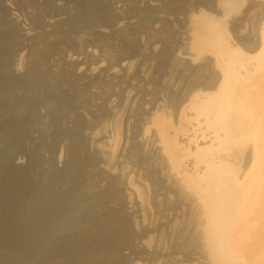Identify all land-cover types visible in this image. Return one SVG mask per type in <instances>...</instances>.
I'll return each instance as SVG.
<instances>
[{
	"label": "bare ground",
	"instance_id": "obj_1",
	"mask_svg": "<svg viewBox=\"0 0 264 264\" xmlns=\"http://www.w3.org/2000/svg\"><path fill=\"white\" fill-rule=\"evenodd\" d=\"M92 1L97 4V11L99 14L106 15L108 13L102 4L99 5V0ZM157 1L159 2L161 0H150V2H153L152 5L154 6L158 5L154 4L157 3ZM243 1L244 0H169V7L166 6V9H162L165 13L166 10L169 11L168 14L173 13L170 12L171 9L173 10L179 2L181 3L177 6L183 2L186 3V6H189L187 10L185 9V14H188L189 11L192 15L188 17L190 18L189 22L192 24V27L186 22V25L188 24V27L191 29V31L189 30L186 34H189L190 32L191 34L187 36L185 35L186 39L190 42L187 43V46L182 45L185 49L179 45L181 53L177 54L176 52H173V54H177L175 56H178L179 58L181 68L178 64L177 66L180 68L179 72L181 76H188L189 80H191V77H193L192 75L196 73L197 69L200 73H204L202 70L205 68H208V70L205 69L207 73L210 71L209 75H204V73V76L201 77L196 73L198 77L197 75L196 78L194 76L195 81L193 80L190 83H186L183 89L180 88L182 86V83L180 82L181 86H178L177 88V90L180 89V91H178L179 95L178 93L175 94L179 97L178 103L175 102L174 104L173 102V106L168 104L169 107L174 108V111L172 109L173 113L172 111L169 112L170 108L168 107V109L166 105L162 104V108L158 107L159 109H157L156 103L154 106L150 101V108L147 113L149 117L140 128V130H142V139L141 142H139L142 144L141 148L143 147L144 149L147 145L148 147L151 145L153 149L155 148L156 153L159 155L158 157H160V160L165 165V177L167 181L171 183L170 187L172 189L166 194L161 193L159 195V193L156 192L158 196L161 197L164 195V198L170 199L169 194L175 191L174 193L177 196V201L175 207H173V211L176 208L177 211L180 209L182 212V210L188 209L185 208L187 206L192 208V210H190L191 213L194 212V210H198V221L195 225V229L192 228L195 230L194 234L192 236H187L188 238L184 235L181 237V240H184L182 238H186L185 243L188 244L189 249L191 245V248L197 246L198 250H195L196 253H193L195 252L193 251V255L191 254L193 257H190V262H194L193 264H195V262H198V264L205 263V261L202 260L208 261V264H264V0H251V5L249 4L248 8L246 6L247 9L242 13L241 6L242 3H245ZM113 2L118 4L120 0H113ZM148 2L149 1H147V3ZM83 4L85 5V2ZM160 5H158V9H155L158 11H156L157 14L161 10L159 7ZM162 5H164L163 7L165 8V4ZM82 8H84V6ZM135 9H137L136 6ZM163 12H161V14ZM182 12L183 9L181 14ZM235 14L236 16L239 14L238 17H240V14L243 15L238 19L234 16ZM231 17L235 18L231 19L233 20L232 22L230 20ZM103 21H106V19H103ZM186 27L187 26H184V29L182 30H186ZM177 32L179 33L182 31L179 30ZM76 36L78 35L76 34ZM100 37L99 39H101ZM85 43L88 44L87 42ZM88 49L84 54H71L67 56L70 61H73L76 64V69H84L82 62L83 58H81V55L89 54L93 57L99 56L93 46ZM51 50L53 51L52 48ZM16 57L18 56H15V59ZM107 57L108 55L105 53L100 55L99 58H96V61L93 62V64L86 67L87 71L96 72L98 70H103V67L107 62ZM204 57L208 58L204 59ZM168 58L170 57L168 56ZM202 58L204 59L203 61L207 60L205 64L200 61ZM198 62L199 64H203V66H197L199 65L197 64ZM13 63L18 69H21L20 64H16L15 60ZM118 65L123 66L127 71L133 69V64L127 62L125 59H122L117 65H113V67ZM16 66L14 68L17 70ZM178 67L174 69H177ZM167 68L168 67H166V69ZM166 69L164 71H168V69ZM141 71L143 72L144 69H141ZM139 72L140 70H138L137 73L130 74L129 79H136L135 77L138 76ZM174 74L179 76L176 73ZM174 74L173 76H175ZM166 75L169 76L168 73ZM172 77L171 80L169 79L168 83L170 81L172 83ZM176 78L178 81L179 78L181 79L180 76L179 78L175 77V79ZM113 81L114 80H112V82ZM132 81L134 80H131L130 86L133 88L130 86L127 88L128 100L132 98L133 89L136 87ZM178 84L175 83L174 85ZM175 87L174 90L176 89ZM177 90H175V93ZM158 92L160 93L159 90ZM159 95L157 97H159ZM58 100L57 95L53 94L48 100L43 102L46 108H48V112L45 116H42L40 123L36 125L37 127L35 126V131L41 130L44 127V129H46L48 123H50V126L52 124L54 127V121L57 118L53 120L56 116H51L49 109L52 105L51 103L53 101L57 102ZM43 104L42 106L44 107ZM61 105L62 104H60V106ZM86 105L84 106L88 108ZM159 105L161 104L159 103ZM63 108L58 110V115H60L63 121H67L70 119L69 113H71V111L66 112L65 110L67 109L64 110ZM61 110L65 111V113L61 112ZM84 110L86 111V109ZM52 117L54 118L52 119ZM6 123L15 124L16 119L10 120L9 118ZM83 124L84 125L81 124V126L84 128L88 127L86 123ZM109 124L112 125L110 122ZM95 126L94 129L97 130ZM101 126H104L102 129L105 130L104 134H100L102 137L99 140H97L98 137L91 138L94 140L90 143L95 145L100 151V155H102L99 156V154H97L98 157H102V161L100 162L102 165H99L100 168L104 169V171H108V174L113 176L117 174V176L121 178L122 182L120 183V180L117 182L118 179L116 180V176L114 177V180L119 184V187L116 185L117 193L119 189L120 192L123 193L122 195L126 196L121 198V193V196H117L118 194H114L113 190H111L112 192L110 191V187L113 185L114 180H111L113 181L111 184L109 178H107V180L104 179L102 184L100 183V187L99 184H97V186L95 183L96 187L92 188L91 185L88 184V181H92L93 176L98 175H96L99 171L98 168L96 173L92 175L90 174V177H85L86 179H84L86 185L91 188L90 191L87 189L88 187L86 188L89 192L84 191V187L82 190L86 194L81 193L79 188L76 189L79 186L82 187L80 185L83 181L80 182V179H83L81 176L87 173V168L91 165H89L90 160H83V158H81L85 141L81 140L78 135L76 137L74 136L75 138H78V141H75L77 139L74 140L76 142L73 146L74 156L72 157L69 166V162L65 164L67 161L65 160L66 162H63L62 156L55 152L56 157L54 156L55 159L53 158V160H56L59 165L64 164L66 167L68 166L66 168L68 176L66 175L67 177L63 179L59 177V179L57 178L58 174L56 175L53 170L51 173L56 176L53 177L51 175L53 180L50 181L49 190H33L35 192L37 191V193L34 195L33 199L30 197L31 200L29 199V204H31L32 200L33 202L29 206L26 205L27 201H25L27 196L24 197L25 199L22 198L25 191L29 190V185L26 186L18 181L16 179L17 177H15L14 169L12 168L9 170L6 168L4 173L1 172V254L9 252L7 255L5 254L6 257L10 256V254L11 257H15L16 255L20 260H28L31 264H111L115 259L113 258L114 260L112 261L110 256H119L122 248H124L122 239L131 235L129 229H127V222L124 219L126 214L123 216V211H119V208L117 210L113 209L116 211L114 217L112 215L114 223L112 222V218L111 220H106L105 208L116 204L121 198L123 204L126 202L125 206L127 207V213L132 216L135 225L139 228L142 226V231L146 229L143 231L144 233L141 234L142 239L137 241L138 251H140V254L142 255H150L151 249H153L151 246L155 240V234L152 233L153 235H150V233L154 231L151 228L153 224H151L152 212L150 210V200L145 195V191L142 190V188L147 190L148 183L146 179L139 174L138 178L136 177L139 184L137 182L134 183L133 178L135 177L133 176L135 174L133 175L132 172L127 171L130 170L129 161L131 156H135V153H132L136 151H134V148L132 150L127 148V162L120 158L122 155H125V149L123 150L124 152L120 151L123 135H121L122 132L120 131L119 114L118 116L114 114L113 128H110L112 132L110 129L108 130V125ZM101 126H99V128ZM89 128L91 129L92 127ZM101 131L100 133H102ZM110 132L111 134H109ZM14 134L15 135H13L10 140V144L17 143L21 137L20 134ZM63 135V133L55 134L54 138L52 137L53 141L57 139V142H55L58 143L60 140L59 137H62ZM100 140H103L104 142H100ZM59 142H61V140ZM134 156H132V160L134 159ZM16 162L18 163L19 161ZM34 163H37L36 160ZM72 163L73 165H76V169L72 167ZM94 180L92 182H94ZM92 185L94 186V183ZM151 189L149 188V190ZM6 192L10 194V197H8V194L7 197L4 196V193ZM157 201H159V204L162 202L160 198L159 200L157 199ZM118 205L119 204L117 203V206ZM170 209H168V212L171 211ZM107 210L109 209L107 208ZM185 210L183 213H185ZM175 213L177 212L174 211V214ZM129 218L127 217V219ZM185 218H183V220ZM191 220L189 221L192 223L193 220ZM179 221L180 220L177 222L179 223ZM189 221L188 223L190 224ZM172 222L174 221H171V224ZM177 222L175 221L176 225L178 224ZM183 222L186 223L185 221ZM179 225L180 223L178 226ZM88 229L93 230V235H91V232V236L87 239L84 237L86 243L85 241L84 244L75 242L73 234L78 231L84 232ZM180 232L183 233L182 230ZM69 233H72V235ZM67 234L70 236H67ZM160 234L161 235H159L157 241L158 252L160 255H157L158 259L155 261L159 260V262L156 264H186L187 262H179V259L182 256L179 258L176 255L179 254L177 251L180 249L178 248L180 244H177V250L173 249L170 253L166 252V245H164V241H162L165 237L161 232ZM66 237H72L74 242L72 243V239L69 241ZM87 240L90 241L87 242ZM181 242L183 243V241ZM72 244L73 247L75 244H77V246L73 248L71 246ZM183 246L184 245L181 244L180 247L188 249V247H186L187 245ZM49 248L50 250L53 248L52 251L49 252ZM181 250L182 249H180V251ZM183 251L186 252L185 249L182 250V253H184ZM104 252L111 254L106 256L107 254H104ZM102 254H104L105 257L101 258L105 259L98 261V256H101ZM4 258L5 257H0V264H7V259ZM187 258H189V255L186 259ZM138 259V256L134 258L128 256L127 258H124L121 256V261L119 262H123L124 264H142ZM190 262L189 264H191ZM12 264L19 263L13 262Z\"/></svg>",
	"mask_w": 264,
	"mask_h": 264
},
{
	"label": "rangeland",
	"instance_id": "obj_2",
	"mask_svg": "<svg viewBox=\"0 0 264 264\" xmlns=\"http://www.w3.org/2000/svg\"><path fill=\"white\" fill-rule=\"evenodd\" d=\"M99 1H100L99 5L102 4L104 8H106L109 14L108 13L106 15L99 14L97 11L98 6L92 0H84L85 5L83 4L84 3L83 0L82 2L81 0H0V174L4 173V170H6V168H8L7 170L12 168L14 169L13 171L15 173V177H17L16 179L26 186L29 185L28 186L29 190H27L28 192L25 191V194L22 197L24 198L25 196H27L25 201H27L26 205L29 206L33 202L32 200V202L30 201L31 204H29V199L31 200V198L32 199L34 198V195L38 191L37 189H44L43 191L49 190L50 181L53 180L51 175L54 177L58 174L57 178L60 177L62 179L68 176L67 175L68 172L66 168L69 166L71 159L74 156L73 146L78 141V138H75L78 135L80 136L81 140L85 141L81 158H83V160H88V161L90 160L89 165L91 166H88L87 173L84 174L85 176L84 175L81 176L83 179H80V182L83 180L82 182L85 184V186L81 182L80 185L82 187L79 186L76 189L79 188L81 190V193L83 194H86L84 193V191L89 192L91 188L90 186L86 185L84 179L90 177L98 170L99 171L96 173V175L97 174L98 175L97 176L94 175L92 179V181L94 179L96 181L94 180V182L92 181H88L89 183L87 182L88 184L91 185L92 188L96 187L95 183L96 185L99 184L100 187L104 179L107 180V178H109V182L111 180H114L115 176H116V180L118 179L117 182H119L120 180L121 183L122 180L117 176V174L113 176L111 174H108L109 173L108 171H104V169L100 168L99 165L100 164L102 165V163H100L102 161L101 160L102 157H98L97 154H99V156L102 155H100V151L96 148V146L90 143L92 140H94L91 138L98 137L97 140H99L104 134L105 130H102L104 126L101 125H108L109 126L108 130L110 128L112 129L114 114L116 116H118L119 114L120 131L122 132L121 135H123L122 146L120 151L124 152L123 150L125 149V155L124 156L122 155V157L120 158L122 160L124 159V161L126 160L127 162V152H126L127 148H129L130 150L134 148V151H136L132 153V154L135 153L136 157L132 155L134 156V159L132 160L133 157L131 156L130 161L128 160L130 162L129 164L130 170L127 171L132 172L133 175L135 174L133 176L135 177L133 178L134 183L137 182L138 174L142 175L141 177L145 178L148 183L147 190L146 189L144 190L143 188L142 190L145 191V195L150 200L148 201L150 204V210L152 212L151 224H153L151 228L154 230L153 232L150 233V235L152 233L155 234L154 241H156V242L153 241V244L151 246L153 247V249H151L150 255L140 254V251H138L139 249L137 247V241L142 239L141 234H143L144 233L143 231H145L146 229L142 231L143 229L142 226H140L142 228L141 229L135 225L134 219L129 213H127L128 212L127 207L125 206L126 202L125 204H123L121 200V198L126 195H122L123 193L120 192L119 189L117 193L116 185L118 186L119 184L116 182V180H114V183L115 182L117 183V184L115 183V185L113 181H111V184L113 183V185L115 186L114 187L112 185L115 190L111 186L110 191L113 190L114 194L115 193L118 194L117 196H119L121 193L122 196L120 195L121 198L119 199V201L116 202V204L107 207L109 210L105 208L106 220L107 219L111 220L112 218V222H113L114 220L113 217L116 212L114 210L115 209L117 210L118 208L119 211L121 212L123 211L122 212L123 216L126 214L128 218L130 217L129 219H127V217L124 216V219L127 222V229H129V233L131 235L129 237L127 236V238L122 239V244H124V248H122V251L119 256L120 257L123 256L124 258H127V256L133 258L138 256L139 257L138 260L142 264H154V263L156 264L157 262H159V260L158 261L155 260L158 259L157 255L158 254L160 255V253L158 252L159 249H158L157 241L159 235H161L160 234L161 232L165 237L162 239V241H164L163 243L164 245H166L165 246V249L167 250L166 252L170 253L171 251H173V249L177 250L178 248L182 250L185 249L186 252L183 251L184 253H182V250L180 251V249H178L177 252L179 254L176 255L179 258L182 256L179 259V262L183 261V263L187 262L186 264H189L191 258L193 257L192 252L197 249V246L191 248L192 247L191 245L189 249L188 244L185 243L186 238H182L184 240H181V237L183 235L187 237L189 235L192 236L194 234L195 232L194 229L196 227L195 225L197 224L198 221V210L197 211L194 210V212L191 213L190 210H192V208L190 206L189 207L187 206L185 208H188L189 210L186 209L187 210L186 211L184 209L186 214L183 213L184 210H182L181 212L180 209H178L179 211H177L176 208L174 209V211H176L179 215L177 213L174 214L173 207H175L177 201V196L174 193L175 191L169 194L170 199L164 198V195H162L164 199L162 198V196L161 197L158 196L157 193H159V195L161 193L166 194L168 191L172 189L170 187L171 183H169L165 177L166 176L165 165L160 160V157H158L159 155L158 153H156L155 148L153 149L151 145H149V147L147 145L145 147L146 148L145 150V148L144 149L143 147L141 148L142 144L139 143L141 142L142 139V135H141L142 130H140L141 125H143L146 122V119L149 117L147 113L150 108V103H149L150 101L151 104L153 103L154 106L156 103L157 109L162 108V104L166 105L167 108L169 107L168 104H170V106H173L175 102L178 103V98H179L178 91H180V89L177 90V88L178 86H181V83L182 86L180 88L183 89L186 83H190L193 80L195 81L197 74L201 77L204 75H209L210 73V71H208L209 73L206 72L208 68H205L206 70L205 69L202 70V72L204 71L205 74L200 73L199 70L197 69L196 70L197 74L196 73L194 74L193 72L194 75H192L193 77H191V80H189L188 76L185 77L181 76L179 72L181 68L180 67L181 64L178 56L175 55L181 53L179 48L180 46L182 45L187 46V43L190 42L185 37V35L187 36L191 34V32L189 34L188 33L186 34V32H189V30L191 31L190 27H188V24L186 25V22H188L189 25H191L192 27V24H190L189 22L190 18H188L191 15L190 12L188 11V14H185V9L187 10L189 6L188 5L186 6V3L183 2L182 4L177 6L179 3H181L179 2L176 5L177 8L174 7L173 9L174 11L171 9L170 12L173 13L168 14L169 11L166 10L165 13V11L163 12V10L166 9V6L169 7L170 5L169 0L168 2L167 0L165 1L161 0L159 2L157 1V3H154L158 5L161 4L159 7L161 8L160 11L163 13L161 14V12L159 11V13L157 14L156 13L157 10L155 9H158V5L157 6L152 5L154 1L150 2V0H147L150 3L149 2L147 3L146 0H140V1L120 0L118 4L113 2V0H99ZM144 1L146 2V4ZM243 2L245 3H242L241 6L242 13L249 7V4L251 5L252 1L244 0ZM136 3H138L139 6ZM80 4L83 5L85 9L82 8L83 6H81ZM162 4H165V8L163 7L164 5ZM135 6L138 9V11L137 9H135ZM182 9L183 12L181 14ZM238 15L239 14H237L236 16L235 14L234 16L239 19L243 14H240V17H238ZM233 18L231 17L230 20ZM103 19H106V21H103ZM232 21L233 20H231V22ZM38 22L40 26L38 25ZM184 26H187L189 29L186 27V30H182L184 29ZM156 29L158 30V32ZM179 30H181L182 32L178 33L177 31ZM76 34L78 36H76ZM99 37L101 39H99ZM85 42H87L88 44H86ZM92 46L96 49L97 54L99 56L102 55L103 53L108 55L107 62L103 67V70L100 71L98 70L96 72L87 71L86 67L93 64V62L96 61V58H99V56L93 57L90 56L89 54L81 55V58H83L82 62L84 69L83 70H79L78 68L76 69V64L73 61H70L67 56L71 54H81V53L84 54V52ZM182 47L185 49L184 46ZM51 48L53 49V51L51 50ZM54 48L56 51L54 50ZM173 52L174 53L176 52L177 54L174 55ZM15 56L18 57H16L15 59ZM168 56L170 58H168ZM206 58L204 57V59ZM122 59H125L127 62L132 63L133 69L127 71V69H125L123 66L120 65L113 67V65H117ZM204 59L202 58L200 60L201 62H204L203 64L207 62V60L203 61ZM14 60L16 61V64L17 63L20 64L21 66V69L19 68L20 70L16 65H14L13 63ZM177 64L179 65L180 68L177 66ZM197 64H199V62ZM203 64H199L197 66L200 65L203 66ZM15 66L17 70L14 68ZM166 67H168L167 68L168 71H164ZM176 67H178L179 69L178 68L174 69ZM141 69L142 70L144 69V71L146 72L144 71L142 72ZM138 70H140V72L138 76L135 77L136 79H129V75L133 73H137ZM173 72L179 75L181 79L179 78V76H176ZM167 73L169 76L166 75ZM172 73L175 76H173ZM171 77L173 84L171 83V81L168 83L169 79L171 80ZM175 77H178L179 81L177 78L175 79ZM112 80L114 81L112 82ZM131 80H134L132 82L136 85V87L133 89L132 98L128 100L127 88L128 86H130ZM176 80L179 82V84ZM164 82L167 83L165 84ZM175 83H177L178 85H174ZM130 87L133 88L132 86ZM174 87L176 88L175 90H177L176 93ZM158 90L160 91V93L158 92ZM167 90L171 92H168ZM157 93H159L160 95ZM177 93L178 95H175ZM53 94L57 95L59 99L57 102L53 101L51 103L52 105L50 104L51 107L49 109L50 110L49 113L51 114V116L54 117L56 116L55 118L52 117V119L54 118L53 120H55L57 118L54 121L55 125L53 127V125L51 124L52 126L51 127L49 125L50 123H48L47 125L50 128L46 126L47 127L46 129H44L45 128L44 127L41 130L35 131L34 130L35 126L40 123L42 116H45L46 113L48 112V108H46L43 102L48 100V98H50ZM158 95L159 97H157ZM159 103L161 105H159ZM42 104L44 105V107L42 106ZM60 104H62L63 106L62 105L60 106ZM84 105H86L88 108H86ZM59 106L60 108H63L65 106L63 109L64 110L67 109L65 110L66 112L67 111L68 112L71 111V113L73 112L72 116L71 113H69L70 119H68L67 121H63L61 119L60 115H58L59 114L58 110L60 109ZM82 107L86 109V111ZM169 108H168L169 112L172 111V109L174 111V108L172 107ZM65 111L61 110V112L64 113ZM9 118L10 120L16 119V123L7 124L6 122L7 120H9ZM109 122L112 125H110ZM83 123H86L88 127L84 128L83 126H81V124L84 125ZM93 125L94 126L96 125L95 127L97 128V130L94 129ZM99 126H101L100 128L102 131L100 130ZM89 127H92L93 129L92 128L90 129ZM32 129L34 130V132ZM100 131L102 133H100ZM111 132L109 134H111ZM14 133L20 134L22 137L19 138L17 143L15 142L16 145L10 144V140L12 136L15 135ZM58 133L59 134L63 133L64 135L62 137H59L61 142H59L60 141L59 140L58 143H56L57 139H55L56 141L55 142L53 141V138L54 135L55 134L57 135ZM100 142H104V141L100 140ZM54 152L62 156L63 162L65 160L67 161V162L65 161L66 162L65 164L69 162L67 167L64 164L59 165L56 162V160H53L55 156ZM16 157L19 160H17ZM15 160L19 162L17 163ZM35 160L37 163H34ZM75 166L76 165H73L72 167L75 168ZM53 170L56 175L51 173L53 172ZM93 183L94 186L92 185ZM82 188L84 191L82 190ZM149 188L152 189L149 190ZM33 190H37V191L35 192ZM4 194H5L4 196L7 197L9 195L8 197H10V194L8 192ZM158 197L162 200V202H160L161 205L159 204V201H157V199L159 200ZM117 203L119 205L120 204L123 205L117 206ZM192 207L195 208L196 205L195 207L194 206ZM168 209H170L171 211L168 212ZM183 218H185L187 221L185 219L183 220ZM190 218L193 220L192 223L194 225L189 221L191 220ZM177 219L180 220L179 221L181 225V226L179 225L180 227L178 226L179 223L177 222L178 221ZM171 221L174 222H172L171 224ZM175 221L178 223L177 225ZM183 221H185L186 223H184ZM188 221L190 222V224L188 223ZM137 228L138 230L139 229L141 230L138 231ZM181 230L183 231V233L180 232ZM86 231L84 232L78 231L77 233H74L73 236L75 237V242L79 244L80 243L84 244L85 241L86 243L84 237L87 239L89 236L93 235V230L88 229ZM91 232L92 234L90 235ZM69 234L72 235V233ZM69 234H67V236H70ZM79 236L83 238H80ZM67 239L69 241L72 239L71 242L72 243L74 242L72 237H68ZM171 239L173 240V242ZM88 241L90 240H87V242ZM181 241H183V243ZM177 244L178 245L180 244V246L181 244L184 246L187 245L186 247H188V249L185 248L184 246H183L184 248H181ZM71 246L73 247V244ZM75 246H77V244H75L74 247ZM176 246H178L177 249ZM50 248H49V252L52 251L53 249L52 248L50 250ZM1 253H0V257H5L7 259V264H12L13 262L14 263L18 262L19 264L20 262L21 264H31L30 261L28 260H20L19 257L16 255L15 257H11L10 254V256L6 257V255L9 252H4V254ZM185 253L187 254L190 253L188 254L189 258L186 259L188 255ZM193 253H196V251ZM104 254H107L106 256H109V254L111 253L104 252ZM104 254H102L101 256L97 255L98 256L97 260L100 261L101 259H105V258H101V257H105ZM119 256L118 255L110 256L112 261L115 259L111 264H124L123 262H119L121 261ZM10 260L12 261V263ZM202 261H205V263H201V264H208V261L206 260H202ZM190 263L193 264L194 262H190ZM196 263L198 264V262H195V264Z\"/></svg>",
	"mask_w": 264,
	"mask_h": 264
}]
</instances>
